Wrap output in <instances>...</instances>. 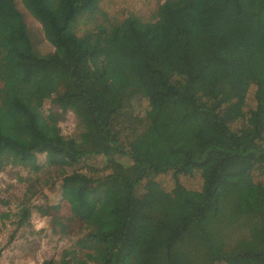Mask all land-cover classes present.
Here are the masks:
<instances>
[{
	"label": "trees",
	"instance_id": "obj_1",
	"mask_svg": "<svg viewBox=\"0 0 264 264\" xmlns=\"http://www.w3.org/2000/svg\"><path fill=\"white\" fill-rule=\"evenodd\" d=\"M19 1L54 51L0 0V171L58 168L40 214L84 252L61 264H264V0ZM147 130L167 161L140 159Z\"/></svg>",
	"mask_w": 264,
	"mask_h": 264
},
{
	"label": "rangeland",
	"instance_id": "obj_2",
	"mask_svg": "<svg viewBox=\"0 0 264 264\" xmlns=\"http://www.w3.org/2000/svg\"><path fill=\"white\" fill-rule=\"evenodd\" d=\"M156 1L115 0L113 8L119 13L131 10L137 16L148 15L152 8L149 3L154 5ZM159 1L163 3L165 0ZM16 6L24 16L35 50L40 55L51 54L54 48L45 39L40 24L22 8L19 0H16ZM54 111L59 112L54 105L46 101L42 109L44 118ZM75 122L74 114L68 111L59 119L58 127L62 134H68L74 129ZM161 133L147 130L146 134L139 138V143L135 145L140 159L150 164L169 159L166 152L162 151V147L156 145L157 141L160 142ZM58 172V168L46 167L35 173L26 168L10 166L0 171V264H45L44 262L61 264L66 258H83L84 252L75 246L80 228H75L71 223L65 234L58 231L52 233V224L47 217L40 214L46 199L55 198L50 183L47 182L49 179L59 180ZM180 185L186 191L195 193L201 189L196 179L188 177H181ZM57 206L58 216L66 218L68 215L66 203L59 201ZM23 207L28 213L24 219L20 218ZM4 213H8L10 217L2 218Z\"/></svg>",
	"mask_w": 264,
	"mask_h": 264
}]
</instances>
